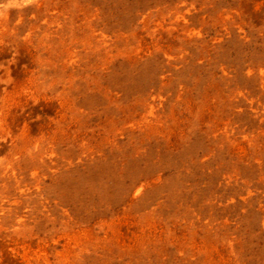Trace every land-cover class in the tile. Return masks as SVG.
Wrapping results in <instances>:
<instances>
[{
  "label": "rangeland",
  "instance_id": "obj_1",
  "mask_svg": "<svg viewBox=\"0 0 264 264\" xmlns=\"http://www.w3.org/2000/svg\"><path fill=\"white\" fill-rule=\"evenodd\" d=\"M0 264H264V0H0Z\"/></svg>",
  "mask_w": 264,
  "mask_h": 264
}]
</instances>
